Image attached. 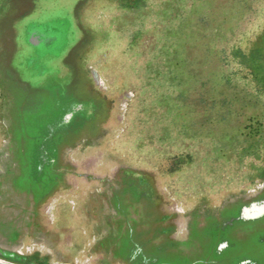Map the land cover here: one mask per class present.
<instances>
[{
  "label": "rangeland",
  "instance_id": "obj_1",
  "mask_svg": "<svg viewBox=\"0 0 264 264\" xmlns=\"http://www.w3.org/2000/svg\"><path fill=\"white\" fill-rule=\"evenodd\" d=\"M0 264H264V0H0Z\"/></svg>",
  "mask_w": 264,
  "mask_h": 264
},
{
  "label": "trees",
  "instance_id": "obj_2",
  "mask_svg": "<svg viewBox=\"0 0 264 264\" xmlns=\"http://www.w3.org/2000/svg\"><path fill=\"white\" fill-rule=\"evenodd\" d=\"M247 249H248V246H247ZM247 249H246V251H247ZM248 253V252H247Z\"/></svg>",
  "mask_w": 264,
  "mask_h": 264
}]
</instances>
